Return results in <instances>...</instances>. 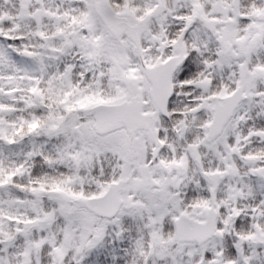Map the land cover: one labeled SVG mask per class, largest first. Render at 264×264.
Returning a JSON list of instances; mask_svg holds the SVG:
<instances>
[{
	"label": "snow or ice",
	"instance_id": "1",
	"mask_svg": "<svg viewBox=\"0 0 264 264\" xmlns=\"http://www.w3.org/2000/svg\"><path fill=\"white\" fill-rule=\"evenodd\" d=\"M0 264H264V0H0Z\"/></svg>",
	"mask_w": 264,
	"mask_h": 264
}]
</instances>
